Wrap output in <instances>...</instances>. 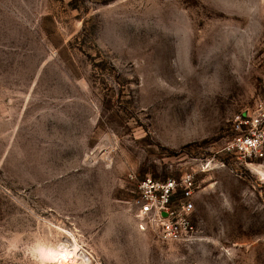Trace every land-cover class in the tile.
Returning a JSON list of instances; mask_svg holds the SVG:
<instances>
[{
	"label": "rangeland",
	"instance_id": "rangeland-1",
	"mask_svg": "<svg viewBox=\"0 0 264 264\" xmlns=\"http://www.w3.org/2000/svg\"><path fill=\"white\" fill-rule=\"evenodd\" d=\"M261 97L264 0H0V264H264V145L227 149ZM188 169L197 239L139 229Z\"/></svg>",
	"mask_w": 264,
	"mask_h": 264
},
{
	"label": "built area",
	"instance_id": "built-area-1",
	"mask_svg": "<svg viewBox=\"0 0 264 264\" xmlns=\"http://www.w3.org/2000/svg\"><path fill=\"white\" fill-rule=\"evenodd\" d=\"M232 125L236 135L227 149L249 158L262 157L264 97L236 113ZM207 165L208 161L201 162L197 170L203 172ZM197 170L188 169L178 176L165 178L145 175L137 180L131 201L137 227L152 230L162 241L190 243L196 240L198 229L193 212Z\"/></svg>",
	"mask_w": 264,
	"mask_h": 264
},
{
	"label": "bare ground",
	"instance_id": "bare-ground-1",
	"mask_svg": "<svg viewBox=\"0 0 264 264\" xmlns=\"http://www.w3.org/2000/svg\"><path fill=\"white\" fill-rule=\"evenodd\" d=\"M54 251L56 252V255L60 256L59 260L57 261V263L59 264H62V262H64L66 258L67 261L70 260L74 264L78 263L76 262V259H81V262L83 264H88V258L84 254H82L80 249L76 247L74 244H71L69 246H64L63 248L52 250L50 252L48 251L50 253L49 255H52Z\"/></svg>",
	"mask_w": 264,
	"mask_h": 264
}]
</instances>
